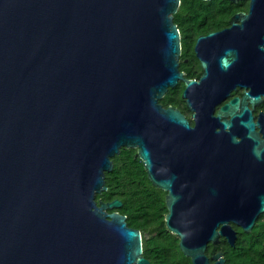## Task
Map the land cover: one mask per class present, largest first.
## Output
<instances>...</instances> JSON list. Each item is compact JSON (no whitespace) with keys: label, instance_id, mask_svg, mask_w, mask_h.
<instances>
[{"label":"water","instance_id":"water-1","mask_svg":"<svg viewBox=\"0 0 264 264\" xmlns=\"http://www.w3.org/2000/svg\"><path fill=\"white\" fill-rule=\"evenodd\" d=\"M179 6L0 0V264H149L141 232L108 212L121 201H96L121 148L166 192L165 226L192 264H225L207 245L234 247L233 226L250 233L264 214V148L249 121L244 148L217 131L234 124L210 121L205 75L195 84L179 71ZM250 9L264 14V0ZM178 82L194 126L159 103Z\"/></svg>","mask_w":264,"mask_h":264},{"label":"flooded vegetation","instance_id":"flooded-vegetation-1","mask_svg":"<svg viewBox=\"0 0 264 264\" xmlns=\"http://www.w3.org/2000/svg\"><path fill=\"white\" fill-rule=\"evenodd\" d=\"M207 1H210V4L203 8V15L199 14L198 7L192 8L187 30V47L184 48L181 43L178 61L179 68L182 67L183 71L180 69L179 71L195 84L199 83L200 78L205 75V80L201 84H204V89L212 95L209 102V109L211 105L213 107L210 121L218 117L217 123L231 121L232 125L234 124V128L230 130H222L217 126V131L223 134L231 133L240 142L241 148H244L250 141L240 123L249 121L254 128L253 135L259 138L260 146L264 148V92H261L264 91V85L261 88L256 78L260 73L264 76V60L260 53V48L264 49V42H262L264 14L260 15L256 9L251 10L250 0H218L221 2L219 5L214 4L213 0ZM235 16L237 18H234ZM179 33L181 42L183 34L180 31ZM200 37L201 39L198 40ZM221 59L228 62L227 67L219 65ZM202 60L206 69L202 67ZM180 83L184 90L183 82H178L177 85ZM192 88H197V85ZM245 94L249 97H244ZM256 95L260 98L257 101H255ZM235 99L238 100V105L232 110L233 114L220 113L222 107ZM187 111L188 115L180 112L187 118L190 125L194 126L195 112L188 109ZM253 162L255 164V158ZM145 236L142 235V246ZM222 242L228 244L225 238H220V242L214 246ZM218 252L224 259L222 250H216L208 257L211 259ZM146 260L149 264H154ZM210 261L213 263L212 260Z\"/></svg>","mask_w":264,"mask_h":264},{"label":"trees","instance_id":"trees-1","mask_svg":"<svg viewBox=\"0 0 264 264\" xmlns=\"http://www.w3.org/2000/svg\"><path fill=\"white\" fill-rule=\"evenodd\" d=\"M214 4L221 2L213 0ZM210 1L180 0L178 11L173 16V23L183 34L181 43L187 47V30L192 15V8L198 7L199 14L203 15V8ZM197 12V11H196ZM183 71L182 67L179 68ZM183 85L180 83L169 88L159 103L167 108L175 107L188 115L184 101L181 98ZM113 168L105 173L107 190L96 195V201H121L117 210L126 216L127 226L138 229L143 238V256L154 264H191V260L181 252L179 238L169 232L164 218L167 213L165 205L166 192L154 187L147 177V173L138 157L136 149L121 148L118 155L111 159ZM238 237L235 246L221 243L218 246L208 244L206 255L211 256L216 250L223 251L225 264H264V214L255 222L250 233H244L240 228L233 226Z\"/></svg>","mask_w":264,"mask_h":264}]
</instances>
